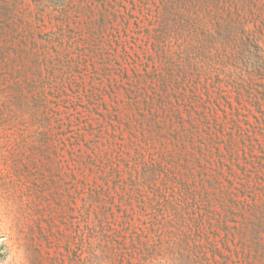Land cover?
Masks as SVG:
<instances>
[{
	"label": "trees",
	"instance_id": "obj_1",
	"mask_svg": "<svg viewBox=\"0 0 264 264\" xmlns=\"http://www.w3.org/2000/svg\"><path fill=\"white\" fill-rule=\"evenodd\" d=\"M47 6L57 13L50 26ZM16 19L0 29L14 28L23 63L51 66L43 79L76 81L84 55L102 66L101 92L114 94L101 113L112 128L102 151L117 152L134 184L126 217L137 264H264V0H21ZM184 112L215 128L210 165ZM55 119L63 133L88 129L67 111ZM164 128L197 135L177 150L196 172L188 159L172 163Z\"/></svg>",
	"mask_w": 264,
	"mask_h": 264
},
{
	"label": "rangeland",
	"instance_id": "obj_2",
	"mask_svg": "<svg viewBox=\"0 0 264 264\" xmlns=\"http://www.w3.org/2000/svg\"><path fill=\"white\" fill-rule=\"evenodd\" d=\"M20 6L21 0H0V27L16 19ZM52 10L47 6L45 11L49 26L48 13L57 22ZM262 31L264 38V27ZM14 36V28L0 29V264H137L126 217L133 211L130 188L134 184L117 152L102 151L109 145L106 128H112L108 115L104 119L101 113H108L106 107L112 110L114 95L101 92L108 84L102 66L93 64L94 56L84 55L74 73L76 81L63 85L52 74L43 79L51 66L40 61L23 63ZM169 91L173 92L170 87ZM186 107L180 105L183 111ZM58 110L88 122L83 136L78 123L73 130L58 131ZM183 115L187 127L197 126L206 141L205 154L198 148L195 153L208 165L218 160L217 144L207 134L215 136V128L197 125L188 121L187 113ZM44 124L48 141L39 132ZM170 131L163 129V140L172 163L183 169L188 159L196 172V160L177 150L186 152L184 145L191 150L190 141L198 145L197 135L180 131L176 136ZM220 146L224 150L225 143ZM167 259L160 257L162 262L149 264H174Z\"/></svg>",
	"mask_w": 264,
	"mask_h": 264
}]
</instances>
